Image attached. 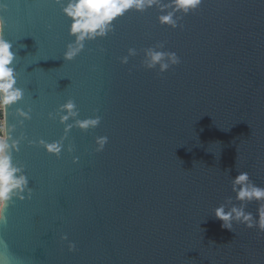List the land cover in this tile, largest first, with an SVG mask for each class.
I'll list each match as a JSON object with an SVG mask.
<instances>
[{
	"label": "water",
	"instance_id": "95a60500",
	"mask_svg": "<svg viewBox=\"0 0 264 264\" xmlns=\"http://www.w3.org/2000/svg\"><path fill=\"white\" fill-rule=\"evenodd\" d=\"M5 3L4 35L25 90L10 123L17 108H32V119L17 124L15 135L26 139L13 159L26 165L34 192L6 210L0 262L264 264V233L222 228L214 213L235 195L230 177L239 170L264 186V0H204L183 29L159 23L166 0H158L125 13L114 33L89 41L72 61L63 55L70 20L55 0ZM159 41L182 60L162 76L140 66L142 52L120 63L129 47ZM69 97L81 119L102 121L73 128L57 158L28 140L64 134L48 113ZM98 135L109 137L99 153ZM65 232L78 251L60 240Z\"/></svg>",
	"mask_w": 264,
	"mask_h": 264
},
{
	"label": "clouds",
	"instance_id": "9594fccd",
	"mask_svg": "<svg viewBox=\"0 0 264 264\" xmlns=\"http://www.w3.org/2000/svg\"><path fill=\"white\" fill-rule=\"evenodd\" d=\"M55 2L70 20L68 34L72 39L66 44L63 52L66 61L74 60L85 50L89 41L105 38L114 33L116 22L128 11L134 9L143 13L158 4V0H55ZM203 3L204 0H166L165 8L159 9L161 14L158 21L161 25L173 29H183L184 17L197 13ZM7 8L5 0H0V13ZM5 24L4 16L0 14V224L6 222L5 213L10 205H14L17 200H31L34 192L30 186L26 165H19L13 159V152H19L21 142L26 139L23 132L19 136L15 135L17 124L22 127L26 120L32 119V108L30 106L27 109L17 108L18 121L10 123L9 108L23 100L25 90L18 86L19 72L14 63L17 57L12 42L5 38ZM48 27L51 28V25ZM141 52L143 57L140 66L155 70L158 76H162L182 62L177 52L165 48L163 41L142 49L129 47L127 54L118 59L120 63L128 64L130 58L138 56ZM48 116L52 119L59 118V122L64 125V134L57 140L48 141L40 138L28 140V143L30 145L38 143L57 158L62 156L65 141L73 128L87 131L98 127L102 121L99 114L81 119L79 106L71 97L61 103L55 112H49ZM108 142L107 135L96 136L94 151L102 152ZM67 151L74 153L75 146L69 143ZM79 161L80 156L73 155L72 162L76 164ZM230 184L235 195L226 197L224 202L214 209L215 217L222 221L221 227L233 230L234 224H242L264 233V186L256 184L250 178V173L244 170H239L235 177H230ZM252 202L258 205L255 213L248 210V205ZM60 240L67 242L69 252L78 251L76 241L69 239L67 232L61 234Z\"/></svg>",
	"mask_w": 264,
	"mask_h": 264
}]
</instances>
